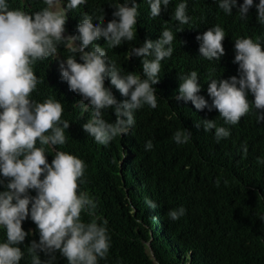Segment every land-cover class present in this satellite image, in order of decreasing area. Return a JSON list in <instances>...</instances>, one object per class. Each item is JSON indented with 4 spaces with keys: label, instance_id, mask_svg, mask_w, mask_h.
Instances as JSON below:
<instances>
[{
    "label": "trees",
    "instance_id": "obj_1",
    "mask_svg": "<svg viewBox=\"0 0 264 264\" xmlns=\"http://www.w3.org/2000/svg\"><path fill=\"white\" fill-rule=\"evenodd\" d=\"M97 1L100 2L95 6ZM134 1L139 12L134 40L113 49L103 38L95 42L106 49L110 61L125 73L142 75L143 57L128 59L127 53L146 40L157 41L165 28L173 31L175 39L173 54L161 62L160 82L154 85L158 107L151 109L144 105L137 110L135 125L127 135L114 138L107 146L97 144L82 128L92 113L82 111L78 94L69 90L61 72H55L47 62L49 59L37 62L40 68L34 66L38 77L44 74L37 88L45 87L46 94L40 101L34 94L32 98L37 102L49 97L60 101L64 105L62 119L70 124L66 130L67 143L57 145L55 150L85 162L81 191L98 202L96 212L107 221L111 248L99 264H264V120L250 113L238 124L227 125L215 109L197 111L191 102L176 98L181 77L192 71L199 76L198 95L209 105L212 101L207 87L211 79L239 78L238 65L233 63L235 40L251 37L264 43V25L257 21L259 0H253L247 19L238 14L243 0H237L231 15L225 14L213 0H171L167 9L162 6L156 18L151 17L147 0H127L128 6ZM8 2L10 8L29 13L45 6L42 0ZM124 2L87 0L68 14L66 31L72 36L83 14L92 16L94 24L98 23L96 18L103 16L106 27L114 19L116 5ZM181 2L187 3V14L191 17L186 25L174 19L175 8ZM215 25L226 33L225 54L219 61H209L200 56L196 37ZM70 54L61 44L56 60L64 63ZM77 57L78 54L76 61L82 63ZM104 86L118 102L128 99L111 85L110 79L105 80ZM248 99L250 102L254 99L251 93ZM103 118L114 122V112L105 110ZM213 119L217 126L229 129L228 138L217 142L214 130L205 132L202 126L196 127L202 120ZM182 129L191 132L192 138L186 144H177L173 136ZM149 140L153 147L146 150ZM45 147L51 164L55 152L50 146ZM0 182L2 192L9 181L0 176ZM29 195L35 197V190H29ZM147 201L157 207L150 208ZM181 207L184 215L171 219L169 212ZM82 219L88 222L91 218L83 213ZM22 227L29 235L18 245L25 252L20 264H31L27 247L32 241L39 243V231L30 216ZM4 239V230L0 229V242ZM38 255L42 264H47L49 256L42 252ZM54 256L52 264H67L58 251Z\"/></svg>",
    "mask_w": 264,
    "mask_h": 264
},
{
    "label": "clouds",
    "instance_id": "obj_2",
    "mask_svg": "<svg viewBox=\"0 0 264 264\" xmlns=\"http://www.w3.org/2000/svg\"><path fill=\"white\" fill-rule=\"evenodd\" d=\"M147 2L151 17L156 18L162 6L167 9L171 0ZM213 2L227 15L232 14L237 4V0ZM42 3L45 6L40 11L29 13L12 9L8 0H0V176L9 181L6 190L0 192V229L5 233V239L0 242V264H20L25 257L18 245L29 235L22 227L29 216L39 231V243L32 241L27 247L31 264H42L40 252L49 256L47 264H52L57 251L66 258L67 264H99L111 248L107 221L96 212L98 202L88 192L81 191L85 162L55 150L57 145L67 143L66 130L70 124L62 119L64 105L60 101L49 97L37 102L32 98L42 82L34 66L49 58H53L55 65H61V77L69 90L88 102L79 101L82 111L91 109V118L82 125L83 131L97 144L107 146L114 138L129 133L135 125L137 110L144 105L151 109L158 107L154 85L160 82L161 62L173 54L175 36L171 29L165 28L157 41L146 40L141 47H133L127 58L143 57L142 75L125 73L109 60L106 49L95 42L103 38L113 49L133 41L139 16L135 3L129 7L126 0L116 5L114 19L106 27L103 16L96 18L98 23L94 24L92 16L83 14L77 36H69L65 24L68 14L85 5L87 0H67L66 4L64 0H42ZM252 6L253 0H243L238 10L241 19H247ZM256 11L258 23L264 25V0H259ZM174 19L180 25L189 23L186 2L176 6ZM225 37L219 25L198 35L200 56L219 61L225 54ZM61 44L71 53L64 63L56 60ZM234 50L233 63L238 65L239 78L211 79L207 87L211 105L198 95L201 85L196 71L181 77L176 98L191 102L197 111L215 109L227 125L238 124L250 113L264 120V43L251 37L237 38ZM77 54L82 63L76 61ZM109 79L121 96L128 99L116 100L104 86ZM249 93L254 98L251 102ZM109 109L114 112V122L103 118L104 111ZM201 126L205 132L214 130L217 142L230 136L229 129L217 126L215 119L196 123L197 128ZM191 138V132L186 129L176 131L173 136L177 144H186ZM45 146L55 152L51 164ZM152 147L149 140L146 150ZM244 151L247 152L246 146ZM29 190H35L36 196H30ZM147 203L152 209L157 207L150 201ZM184 212L181 207L170 211L169 216L176 220ZM83 213L91 218L88 222L82 219Z\"/></svg>",
    "mask_w": 264,
    "mask_h": 264
},
{
    "label": "bare ground",
    "instance_id": "obj_3",
    "mask_svg": "<svg viewBox=\"0 0 264 264\" xmlns=\"http://www.w3.org/2000/svg\"><path fill=\"white\" fill-rule=\"evenodd\" d=\"M99 2L100 1H97L96 3H95V6H97L98 4H99ZM65 4L67 3V2H64ZM104 3V2H103ZM134 3H135V1H134ZM132 4V3H131ZM132 6V5H131ZM72 23H74V22H72ZM73 25V24H72ZM71 35L72 36H77L78 35V32H77V30H74L73 31V33H71ZM66 37V36H65ZM76 43V45L78 46L79 45V41H76L75 42ZM141 43V42H140ZM59 46H61V45H59ZM79 60H80V57H79V54H78V57H77ZM48 62L54 67L53 69L55 70V72L57 73V72H61V65H55L54 63H53V58H49V60H48ZM36 66V65H35ZM36 68H40L39 66H36ZM37 77H38V75H36ZM43 76H44V74L43 73H41V74H39V79H42L43 78ZM45 87H42L41 85L37 88V91L36 92H38L39 93V95H37L35 92L33 93L35 96H36V99H38L37 101H40V100H43L44 99V95L46 94V93H44V89ZM76 95V94H75ZM78 96V98L77 99H79V101L81 100L80 99V95H77ZM89 111H90V113H92L91 112V109H89ZM128 163V162H127ZM129 164V163H128Z\"/></svg>",
    "mask_w": 264,
    "mask_h": 264
}]
</instances>
